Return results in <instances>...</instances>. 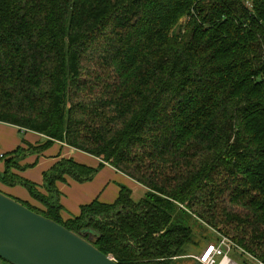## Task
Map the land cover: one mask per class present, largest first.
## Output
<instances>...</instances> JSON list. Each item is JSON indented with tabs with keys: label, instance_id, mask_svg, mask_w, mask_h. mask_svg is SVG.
Segmentation results:
<instances>
[{
	"label": "trees",
	"instance_id": "16d2710c",
	"mask_svg": "<svg viewBox=\"0 0 264 264\" xmlns=\"http://www.w3.org/2000/svg\"><path fill=\"white\" fill-rule=\"evenodd\" d=\"M0 122L147 189L64 219L56 182L95 168L58 160L44 194L11 171L22 147L5 162L1 181L44 208L18 201L119 264H182L191 221L264 264V0H0Z\"/></svg>",
	"mask_w": 264,
	"mask_h": 264
},
{
	"label": "water",
	"instance_id": "95a60500",
	"mask_svg": "<svg viewBox=\"0 0 264 264\" xmlns=\"http://www.w3.org/2000/svg\"><path fill=\"white\" fill-rule=\"evenodd\" d=\"M0 191V259L10 264H119L85 235Z\"/></svg>",
	"mask_w": 264,
	"mask_h": 264
},
{
	"label": "rangeland",
	"instance_id": "374dc122",
	"mask_svg": "<svg viewBox=\"0 0 264 264\" xmlns=\"http://www.w3.org/2000/svg\"><path fill=\"white\" fill-rule=\"evenodd\" d=\"M185 18H187V17L182 16L178 20V25L183 24L185 21ZM24 132L25 131H23V130L17 131V135H18V137L27 141V142H24L26 145V148H28V145H30L29 143H31L32 145H40V144L46 143V140L45 139L43 140V138H41L38 134H35L32 132H29V133H27V132L24 133ZM22 148L24 150H21V152L17 154L16 161L17 162L23 161V159L26 157V158H30L31 160H33V162L31 164H27L26 162H23L21 166L19 165V167H14V168H16L20 172V174L22 175V177H21L22 179L32 180L33 181L32 183H34V185L37 188H39V190L44 194L46 193V190L43 186V184H44L43 171L45 168H46L45 170L47 171L51 167V165L53 164V159L60 160L63 158H66V159L72 158L78 163H81V164H84L88 167H92V168L96 169V172L91 179L79 181L70 175H66V179L56 182V187H57L58 193L54 197V200H59L60 204H62V206H63L62 212L65 215V217L75 216V214H73L69 210L70 208L66 207L65 204L63 203V202H65L66 199H68L69 201L72 199L74 204H76V201H75L76 195H79L82 193V197H81L82 199L80 200V202L84 204V202H86V200H90L89 196L91 195V193H94L95 197L97 195H99V198L100 197H101V199L105 198V200L108 199L110 201L114 198L111 196V190H114L116 188H117V190H119L120 186L123 184L125 186H127L124 182H126L128 185H131V186L135 184L131 180H124V178H122V177H125V176H123V174H121V173L117 172L116 170H114L113 168H111L110 165L105 164L103 166H99L100 160L98 158L91 156L85 152H82V151H79L76 149H71L70 147L62 146V145L57 144L55 142L51 143V144H47V146L44 148V150H39V151L29 152V151L25 150V147H22ZM5 154H6L5 156L7 159V157H9L10 154H9V152L5 153ZM2 160H4V159H0V161H2ZM44 161H46L45 162L46 165L42 166V163ZM30 168L32 170L29 173L36 176L37 179H32L31 177H29V175L26 174V170H28ZM1 176H3V171L0 172V177ZM127 181H129V182H127ZM107 183H108V186L104 189L105 184H107ZM59 184L66 186L67 187L66 190L62 191V189H60V187H59ZM0 186H2L1 179H0ZM17 187L18 188H16L15 190L18 193L21 191L20 194H22V195H19L15 192L17 194V196H19V197L12 195V192L4 191L1 187H0V191L4 192L5 194H7V195H9V196H11L17 200H20V201H25V200L30 199L29 192L26 189V187H24L22 185H19ZM137 187H140V186L136 185V187L133 189V193H134L133 197L134 198H138L136 192L138 191L139 188H137ZM140 189H141V192L143 193L144 190L141 187H140ZM6 190H8V189H6ZM61 197H62V199H61ZM63 199H64V201H63ZM34 200H36L38 202V205L40 207H43L41 205L42 203L40 201H38L35 198H34ZM80 205H82V204H80ZM80 205L78 206L79 212H80ZM228 207L230 209H232L230 204H228ZM206 223L201 224L199 222L191 221V225H192L194 231L197 233V237L195 238L196 244L190 245L188 247L187 254H185L183 256L185 258L183 259L182 264H198L197 260L194 259L192 256L196 255L201 250V248L210 240L215 241V235L218 236L217 232L222 233V232H220L221 230L219 228H214L213 226L210 227ZM230 237H231V235H230ZM210 238H212V239H210ZM231 258L237 264H258V262L256 260H254L252 258H248L245 255H243L241 257V256H239V254H232ZM0 264H10V263L0 259Z\"/></svg>",
	"mask_w": 264,
	"mask_h": 264
},
{
	"label": "crops",
	"instance_id": "0c3cea01",
	"mask_svg": "<svg viewBox=\"0 0 264 264\" xmlns=\"http://www.w3.org/2000/svg\"><path fill=\"white\" fill-rule=\"evenodd\" d=\"M17 131H22V130H20L18 127H16V126H13V125H9V124H6V123H2V122H0V159H4V160H2V161H0V172L1 171H3V173H4V170H5V162H6V154L5 153H8L9 152V154H10V152H12V151H14L17 147H25L26 148V145H25V143L24 142H27V141H25V140H23L22 138H20V137H18V135H17ZM23 131H25L24 133H29V132H32V133H35V134H38L41 138H43V140L45 139V136L44 135H42V134H39V133H36V132H33V131H26V130H23ZM29 143V142H28ZM55 143H57V144H60V145H62V146H65V147H69V146H67V145H65V144H62V143H60V142H55ZM29 144H31V143H29ZM32 145V144H31ZM29 146V145H28ZM71 149H74V148H72V147H70ZM3 156V157H2ZM7 158H9V157H7ZM26 158V157H25ZM23 159V161H20V162H17L18 163V165H22V163L23 162H26L27 164H31L32 162H33V160H31L30 158H26V159ZM58 161V159H53V164H55L56 162ZM46 161H44L43 163H42V166H45L46 165V163H45ZM53 164L51 165V167L53 166ZM50 167V168H51ZM49 168V169H50ZM111 168H113V167H111ZM46 169V168H45ZM44 169V171H43V174H44V172H46V170ZM114 169V168H113ZM32 169L30 168V169H28V170H26V174L27 175H29V177H31L32 179H37L36 178V176H34V175H32L31 173H29L30 171H31ZM115 170V169H114ZM12 172H14V173H16L17 175H19L20 177H22V175L20 174V172L16 169V168H12V170H11ZM117 171V170H116ZM117 172H119V171H117ZM119 173H121V172H119ZM121 174H123V173H121ZM123 176H125V177H122V178H124V180H131L133 183H135L134 185H128L126 182H124L127 186H129L130 187V189H131V191H132V198L133 199H135V200H138V199H141L143 196H144V194L146 193V191H147V189L144 187V186H142V185H140L138 182H135L133 179H130L129 177H127L125 174H123ZM129 178V179H128ZM0 179H1V177H0ZM28 181H31V182H33L32 180H29V179H27ZM127 182H129V181H127ZM1 184H2V186H0L4 191H7V192H12V195H14V196H16V197H19V196H17V194H19V195H22V194H20L21 193V191L18 193L15 189L16 188H18L17 186H19V185H22V186H24L22 183H20V182H18V183H16L15 185H8V184H6V183H3L2 181H1ZM124 185V184H123ZM136 185H139L143 190H144V192L142 193L141 192V189H140V187H137V188H139L138 189V191L136 192V194H137V196H138V198H134L133 197V189L136 187ZM108 186V183L107 184H105V187H104V189L106 188ZM134 186V187H133ZM25 187V186H24ZM59 187H60V189H62V191H65L66 190V186H64V185H60L59 184ZM37 188V187H36ZM6 189H8V190H6ZM27 189V188H26ZM38 190H39V188H37ZM28 190V189H27ZM40 191V190H39ZM17 194H16V193ZM29 192V191H28ZM119 193V190H117V188L116 189H114V190H111V196L112 197H114L112 200H108V199H106L105 200V198H102L101 199V197L99 198V195H97L96 197L94 196L95 194L94 193H91V195L89 196V199L90 200H86V202H84V204L86 203V204H88V202L90 203L91 201H92V199L94 200V199H98V200H100L101 202H105V203H112L116 198H117V196H118V193ZM110 196V197H111ZM29 197H30V199H28V200H25L26 202H28V203H30L31 205H33V206H35V207H38V208H44V206L43 207H40L39 205H38V202L36 201V200H34V198L31 196V194L29 193ZM82 197V193L81 194H79V195H76V197H75V201H76V204H74V202H73V200L71 199L70 201L68 200V199H66L65 200V202H63L64 201V199H63V203L65 204V206L66 207H69L70 209V211L73 213V214H75V216L76 215H78L80 212H79V209H78V206L80 205V204H82V205H84L83 203H81L80 202V200L82 199L81 198ZM61 199H62V197H61ZM69 201V202H68ZM81 206V205H80ZM79 212V213H78ZM62 217L64 218V219H68L69 217H65V215L63 214V212H62Z\"/></svg>",
	"mask_w": 264,
	"mask_h": 264
},
{
	"label": "built area",
	"instance_id": "2783aa9c",
	"mask_svg": "<svg viewBox=\"0 0 264 264\" xmlns=\"http://www.w3.org/2000/svg\"><path fill=\"white\" fill-rule=\"evenodd\" d=\"M235 253H240L248 258L256 260L234 240L223 234H218V238L215 241L207 242L201 250L192 257L201 264H237L231 258V255ZM256 261L258 264H262L260 261Z\"/></svg>",
	"mask_w": 264,
	"mask_h": 264
}]
</instances>
